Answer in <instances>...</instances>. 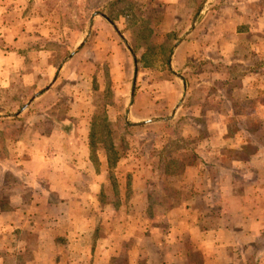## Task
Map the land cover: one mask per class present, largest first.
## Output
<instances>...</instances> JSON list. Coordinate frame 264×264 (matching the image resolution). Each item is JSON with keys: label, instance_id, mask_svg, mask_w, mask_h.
Returning a JSON list of instances; mask_svg holds the SVG:
<instances>
[{"label": "crops", "instance_id": "obj_1", "mask_svg": "<svg viewBox=\"0 0 264 264\" xmlns=\"http://www.w3.org/2000/svg\"><path fill=\"white\" fill-rule=\"evenodd\" d=\"M228 3L225 11L233 19L228 35L236 47H248L247 53L234 47L230 60L239 65L254 61L250 64L254 69L243 75L253 82L242 81L254 94L241 100L255 106L251 123L264 129L263 90L257 85V79L264 77V0ZM1 6L5 14L11 10L10 2ZM204 8L202 4L196 18ZM97 16L102 22L93 17L92 29L104 24L117 30L106 16ZM9 24L0 18V37L6 46L17 44L16 36L8 35ZM217 24L211 44L225 38ZM197 43L188 36V55ZM185 51H174L172 63L182 60ZM19 63L17 51L0 49V89L11 91L12 79L20 76L30 96L22 112L0 117V122H17L20 117L24 131L33 133L32 139L26 134L9 137L7 142L14 148L10 153L0 149V264H264V144L249 131L231 136L227 127L220 129L229 125L226 119L216 121L218 131L200 146L213 158L207 153L199 163L188 165L187 177V170L175 177L182 180L178 195L183 197L188 186V200H97L99 190L107 189L110 166L100 151L96 153L99 165L92 159L89 143L95 102L75 88L73 92L59 89L62 65L53 76L48 74L47 82L34 78V70L21 73ZM71 94L68 106L58 104ZM129 95L119 104L126 122L128 109L133 114L138 108L136 100H129L131 91ZM150 108L159 115L160 99L153 100ZM135 120V125L144 123L140 117ZM234 122L246 124V119L240 116ZM228 143L237 150L229 156L224 153L230 149ZM191 252L199 253V262L188 260Z\"/></svg>", "mask_w": 264, "mask_h": 264}, {"label": "rangeland", "instance_id": "obj_2", "mask_svg": "<svg viewBox=\"0 0 264 264\" xmlns=\"http://www.w3.org/2000/svg\"><path fill=\"white\" fill-rule=\"evenodd\" d=\"M4 1L10 2L11 10L5 14L1 6L0 18L4 24L10 23L7 32L9 37L16 36L17 44L6 46L0 37V49L17 51L20 72L34 70V78L48 82L51 80L48 74L62 65L59 89L73 92L75 88V92L85 93L97 106L93 112L90 150L95 164L99 165L96 155L100 151L106 154L110 166L107 189L99 190L97 200H188V186L183 197L179 194L181 198L176 188L182 180L175 177L183 175L184 170L187 177L188 165L199 163L207 153L213 158L212 152L200 146L208 135L218 131L216 121L220 118L229 124L220 129L227 127L231 136L235 132L243 135L241 130H247L259 144H264V137L260 138L264 129L251 123L255 106L241 100L254 94L253 89L242 83L253 82L243 75L254 69L250 65L254 61L239 65L230 60L236 41L228 35L233 24L232 14L225 11L228 0H0V3ZM202 4L204 12L196 18ZM101 11L113 18L111 22L117 30L104 24L92 29L93 17L102 22L97 16ZM216 24L224 30L225 38L222 43L211 44ZM191 25L196 32H191ZM188 36L198 42L189 55ZM83 47L86 50L80 53ZM178 48H184L185 54L182 60L172 63ZM234 50L247 53L248 47L237 44ZM20 78L12 79L11 91L0 89V106L7 107L4 110L13 112L17 108L9 106L28 102L30 96ZM41 82L44 80L38 84ZM258 84L264 102V77L257 79ZM130 91L133 96L127 99L136 100L138 108L133 114L128 109L130 121L126 122L119 104ZM72 96L60 98L58 104L68 106ZM157 99L161 102L159 115L152 114L150 108ZM20 111L23 110L16 112ZM10 114L3 111L0 117ZM110 114L114 120H109ZM240 116L246 119V124L232 123ZM138 117L144 123L133 126ZM20 120L19 117L17 122H0L2 152L14 149L12 142H7L9 137L19 139L26 134V138L32 139L33 133H26ZM227 145L230 149L224 151L225 155L237 151L231 148L233 144ZM228 164V160H223L224 167ZM138 194H142L141 199ZM200 259L198 252L188 254L189 261L197 263Z\"/></svg>", "mask_w": 264, "mask_h": 264}, {"label": "trees", "instance_id": "obj_3", "mask_svg": "<svg viewBox=\"0 0 264 264\" xmlns=\"http://www.w3.org/2000/svg\"><path fill=\"white\" fill-rule=\"evenodd\" d=\"M95 13H97L96 11L95 12H92L91 14H95ZM98 13H100V14H102L103 13V15L104 16H106L110 21H112V22H114V20H113V18L107 13V12H103V11H101V12H98ZM23 106V104H19V105H17V106H9L10 108H17V110H15V111H13V112H16V111H18V110H20V108ZM5 108H7V107H4V106H0V112H3V111H8V113H13L12 111H10L9 109H7V110H4ZM18 119V118H17ZM14 120H16V118H14ZM125 124V126L126 127H130V125L128 124V123H124ZM133 126H136V125H133ZM90 143H89V145H90V147L92 148V145H93V139L91 138V136H90Z\"/></svg>", "mask_w": 264, "mask_h": 264}, {"label": "water", "instance_id": "obj_4", "mask_svg": "<svg viewBox=\"0 0 264 264\" xmlns=\"http://www.w3.org/2000/svg\"><path fill=\"white\" fill-rule=\"evenodd\" d=\"M25 108V107H24Z\"/></svg>", "mask_w": 264, "mask_h": 264}]
</instances>
